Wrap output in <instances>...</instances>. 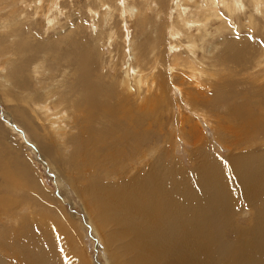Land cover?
Here are the masks:
<instances>
[{"label": "rangeland", "instance_id": "374dc122", "mask_svg": "<svg viewBox=\"0 0 264 264\" xmlns=\"http://www.w3.org/2000/svg\"><path fill=\"white\" fill-rule=\"evenodd\" d=\"M213 1L218 4L222 16L215 17L209 11L212 15L207 16L208 24L205 29L194 27L190 34L181 30L183 35L174 38L175 30L179 29L178 20L182 10L196 21L204 20V9L200 7L209 9ZM180 5L182 8H179ZM226 5L231 6V14L225 9ZM131 6L140 10L137 17L132 16L129 10ZM205 33L207 37L204 38ZM191 34L196 38L197 59L204 66L198 73V79L201 78L202 82L201 89L193 90V99L185 97L186 91L174 88V85L180 88L190 87L182 85L183 79L187 82L186 78L190 74L186 64L181 62L186 60L185 56L193 54L190 52L193 47L186 38ZM249 37H255V40ZM261 41H264V3L257 6L255 0H0V138L9 148L11 162L16 159L21 166L26 167L25 173H28L25 189L11 187L0 179V264H7L6 261H11L19 253L29 254L34 245L38 246L40 258L36 257L41 259V264H126L122 242L112 238L113 227L107 226L103 213L98 209L99 198L90 197L76 186L73 188L68 168H59L49 157H45L33 139H30L26 129L11 115L9 109L12 104L6 101L3 93L11 90V94L20 95L24 99L27 93L20 91L21 94H18L12 87L3 88L2 83L10 75L11 66L19 64L22 57H27V50L38 51L35 47L43 48L44 42L56 46L53 51L45 47L50 55L40 53V64L37 61L28 64L29 71L38 64L41 71L38 75L43 77L42 67L45 66L46 59L50 60L55 52L69 50L67 47L72 44L76 52H85L83 54L86 66L88 65L85 69L89 71V77L92 74L94 79L102 78L104 81H100L103 85L115 86L121 92L125 88L122 82L126 80L127 71L131 68L130 74H134V55L131 50L134 47L139 67L146 70L150 82L148 84H152L150 94L166 98L153 115L154 133H150L155 135L153 144L148 149H141L135 154L128 153L122 158L120 166L127 172L124 171L125 175L120 176H124V182H127L137 174L145 173L148 170L146 166L156 161L166 146L169 151L165 164H178L181 170L184 171L185 168L191 171L190 177L192 174L194 177L196 173L199 174L202 152L206 151L208 156H221L222 161L230 155L235 157L236 154L264 152V129L260 132H241L242 140L230 142L226 147L220 144L225 143V140H221L222 137H239V128L234 120L248 115L246 112L231 115V109L242 103L244 107L252 108L258 115L260 126L264 127V45ZM238 42H241V46ZM23 43L27 52L25 54L18 48ZM235 43L240 48L234 46ZM175 44L182 47L179 49L180 53L170 49ZM242 46L246 49H241ZM235 47L239 48L236 51L241 62L232 61L227 54L229 48L235 50ZM177 52L180 56L183 54L180 64L175 67L173 54ZM69 72V75H65V80L61 78L62 81L54 86H59L62 82H73L75 77L70 78L73 72ZM133 81L134 79L132 83ZM216 86H220L222 100L218 99L219 88H215ZM64 89L65 86L60 87L62 92ZM37 91L43 101L48 96L46 105H52L56 100L54 96L49 97L48 88ZM212 92L216 94L215 97H212ZM182 96L185 98L181 99ZM199 99L202 103L198 104ZM128 106L135 108V104ZM53 112L51 108L50 113ZM38 113L41 115V111ZM33 115L31 118H34ZM67 127L70 129L69 125ZM42 134L49 135L46 132ZM72 151L73 146L62 147L55 150L53 155L68 159ZM78 171L73 172L71 180L77 179L78 183L85 181V173ZM116 178L117 175L111 182L120 180ZM107 181L109 182L108 179ZM249 190L251 192L248 193L237 190L234 194L236 203L232 201L224 207H217L220 215L216 211H210L215 215L211 218L207 216L203 225L194 228L193 240L190 242L194 255L192 246L196 250L195 244L199 249H203L204 244H210L218 253L215 264H264V193L258 197L254 193L257 190ZM122 203L127 210L129 205L125 201ZM164 225L167 231L166 223ZM22 230L28 240L15 239L9 247L10 242ZM208 233H212L214 237L211 239L207 236ZM197 234L199 241L195 236ZM43 236L45 246L44 240H41ZM27 241L38 243H29L28 248ZM20 261V264H30V260ZM20 261L16 260L14 263Z\"/></svg>", "mask_w": 264, "mask_h": 264}, {"label": "bare ground", "instance_id": "6f19581e", "mask_svg": "<svg viewBox=\"0 0 264 264\" xmlns=\"http://www.w3.org/2000/svg\"><path fill=\"white\" fill-rule=\"evenodd\" d=\"M236 1L240 2V0ZM255 3L258 6L264 3V0H255ZM179 8H182V5H180ZM200 8L204 9L203 14L206 17L204 20L198 19L196 21L195 18L188 17L184 10H182L178 20L179 29L175 30L174 38L183 35L181 30H184L186 34H190L193 33L191 30L194 27H198L199 30L205 29L208 24L207 16L212 15L209 11L213 12L215 17L222 16L220 14L221 10L218 9V4L215 1L210 4L209 9H206L205 6ZM225 9L229 14L232 13L230 5H226ZM129 10L132 16L135 17L140 13V10L136 6L129 7ZM203 37H207V33H205ZM186 38L190 46L193 47L190 48V52H193V54L190 56L187 53L188 56H185V61L181 62L183 54L182 53L181 56L179 54V49L182 48L181 46L175 44L170 49L179 52L173 54V66L177 67L181 62L186 64L185 66L189 69L190 76L186 78L187 82H184L185 79H183L182 85L190 87L180 88L178 85H174V88L181 89V92L182 90L186 91L184 94L185 97H191L193 99L195 97L191 96L193 90L199 91V89H201L202 82L200 81L201 78L198 79V73L204 69V66L202 65L203 63L197 59L194 41L196 38L193 37V34ZM238 43H240L239 45L241 46V42ZM40 44L43 45L42 43ZM179 44L180 43H178V45ZM239 45L235 43L234 46L239 47ZM242 45L244 46V44ZM46 46L50 51L56 49L55 45L44 42L43 48L35 47L38 51H35V49L27 50V53L25 44L19 46L18 48L21 52H24V54L25 52L27 53V57H22L20 62L18 61L19 64L11 66L9 69V71L11 70L9 73L10 75L8 76L7 74L8 77L5 78L4 83H2L3 88L9 86L14 89V92H18V94L20 91L22 93H27L25 99L20 95L11 94V90H6L2 93L6 101L12 104V108L9 109L11 115L13 114L17 122L26 129L31 137L30 139H33L41 153L45 155V157H49L52 163L59 166V168H68L69 179L73 188L76 186L75 188H79L83 193L86 192L90 197L99 198L100 204L98 205V209L103 213L104 220L106 224H108L107 226L113 227V230H111L112 238H114L115 241L120 240L122 242V252L126 258L125 263L215 264V261L218 259V253L214 251V247L210 244H204L203 249H199L197 244H195L196 250L198 251L192 246L195 255L192 253L190 242L193 240L192 234L194 228L203 225V223L207 221V216L211 218L212 215H215L210 211H216V214L219 213L217 215H220L221 212L218 211L219 208L217 207H224V205H228L232 201L236 203L237 201L234 200V194L237 190L241 193H248L251 192L249 190V188H251L252 190H257L254 191L257 195H262L264 193V152H256L250 155L236 154L235 157H231L230 155L224 159L225 161H222L221 156H208L206 151L202 152L203 157L201 163H199V174L196 175V173L195 177H197L195 178L193 174L192 177H190L191 171H187L185 168L183 171L178 168V164H165L169 151L166 146L158 155L156 161L146 166L148 170L145 173L137 174L131 181L127 180V182H124L126 180L124 176L122 177L120 174L125 175L127 171L120 166L122 158L128 153L135 154L136 151L141 149H148L153 144L152 140H154L155 135L150 134L154 133L152 130L153 115L154 112L161 108L160 105L166 97L162 96L163 98H160L150 94L153 88L152 84H148L149 77L148 74L146 75V70L139 67L138 58L134 53V47H131V50H133L132 52L134 55L132 72L135 75L131 73L133 76L131 78L130 68L129 71H127L126 80L122 82L125 88H123V91L118 92L115 86L103 85L101 83L103 80L102 78V80L97 77L94 79L92 74H89L92 78L88 76L87 72L89 73V71L85 69L88 65L86 66L85 54H83L85 52L80 50H78V52L80 51L79 53L76 52L72 44H69L67 47L69 50L53 52L54 54L51 56L50 60L45 58V66L42 67L44 74L42 75L43 77H40L38 75L39 72H41L38 65L40 64L38 63L40 61L38 60L40 58L39 54L46 53L50 55L49 51L45 49ZM243 46L241 49H246ZM237 48L235 50L229 48L227 54L231 57L232 61L236 60V62H241V58L236 51ZM231 49L235 52H232ZM204 60L206 59L204 58ZM36 61L38 64H36L35 67L33 66L34 68L31 69L32 71H29L28 69L30 67H28V64ZM157 62L158 61H156V63ZM194 63H197V65H194ZM69 71L73 72L70 78L75 77L74 81H70V83L67 84L62 82L59 86H54L55 83L58 84L61 82L65 75L70 73ZM46 75H48V77ZM132 79H134L133 83ZM62 86H65L63 92L60 90ZM217 86L215 88H219L218 99L222 100L223 96L220 94V86ZM45 88H48L50 98L53 96L56 98L52 105H46V100L49 99L48 96L44 101L42 97L39 96L37 90L42 89L43 91ZM162 90L164 91V89ZM212 93L214 94V92ZM122 94H125V97L122 96ZM216 94L211 96L215 97ZM185 97L182 96L181 99ZM199 103H202L201 100L198 104ZM134 104V109L132 106H128ZM243 104L244 103L237 105L235 109H231V115L246 112L248 116L234 120L239 128V137L237 139H235V135L232 136V138L222 137L221 140H225V143L220 144L225 147L229 145L230 142H240L243 138L241 132H260L264 129V127H261L259 124L258 115L253 112L252 108L248 109L244 107ZM51 108H53V113H50ZM35 109L41 111V115H39L38 111ZM199 110H201V108ZM199 110L197 111L199 112ZM32 114L35 115H33L34 118H31ZM201 114L205 116L203 113ZM229 123L230 121H228V124ZM256 123L257 125H255ZM68 125L70 129L67 127ZM75 129L77 130L76 134ZM42 132H46L49 135H44ZM70 132H74V134L71 135ZM69 133L71 136L68 135ZM197 134L200 138V134ZM2 140L3 139L0 138V179L11 187L15 186L20 187V189H25L27 186L26 177L28 175V173H25V170L27 169L25 166H21L16 159L13 163L11 162L12 159L9 156V148L4 140L3 142ZM57 143L58 146L56 145ZM72 146L73 151L70 153L71 156L68 159L59 156L58 158L53 155L58 148L61 149L62 147ZM232 148L233 146L231 145L230 149ZM78 170L85 173L83 176V180L85 181L80 183L76 181L77 179L75 181L71 180L73 172ZM117 171L118 174L116 175L118 178L116 179L120 180L111 182L116 176L115 173ZM128 190L133 192H129ZM260 195L258 197H260ZM90 199L92 200V198ZM122 201H125V203L129 205L127 210H125ZM94 202L97 201L94 200ZM165 223L168 227L167 231H165ZM195 236L197 237V241H199V235L197 234ZM207 236L211 239L214 237L212 233H208ZM15 239L28 240L25 231L22 230V232H19V235L15 236L10 242L9 247L15 242ZM41 240H44V236ZM32 241H27L26 244L38 243H32ZM43 242H45V240ZM45 245L46 242L44 243V246ZM28 248H30V245ZM45 248L46 247H44V251ZM233 248L235 247L233 246ZM37 251L38 246L34 245L29 254L19 253L16 257H13L11 261L8 260L6 262L7 264H15L14 262L16 260L17 262L20 260H30V264H41V259H39L40 257ZM216 251L218 250L216 249ZM244 259L245 258H243V260ZM20 263L21 261L16 264Z\"/></svg>", "mask_w": 264, "mask_h": 264}, {"label": "snow or ice", "instance_id": "6c2138e0", "mask_svg": "<svg viewBox=\"0 0 264 264\" xmlns=\"http://www.w3.org/2000/svg\"><path fill=\"white\" fill-rule=\"evenodd\" d=\"M86 23H87V22H86ZM237 38H238V37H237ZM249 39H251V40H253V41H254V40H255V37H249ZM260 43H261L262 45H264V41H261ZM127 51H130V49H129V50H127Z\"/></svg>", "mask_w": 264, "mask_h": 264}]
</instances>
